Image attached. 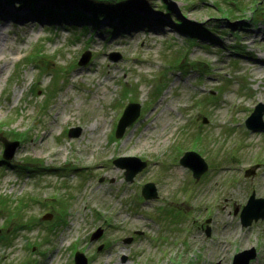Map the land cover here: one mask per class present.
Segmentation results:
<instances>
[{
  "label": "rangeland",
  "instance_id": "obj_1",
  "mask_svg": "<svg viewBox=\"0 0 264 264\" xmlns=\"http://www.w3.org/2000/svg\"><path fill=\"white\" fill-rule=\"evenodd\" d=\"M33 2L0 0V264H74L76 251L87 264H233L250 248L248 264H264V218L239 217L252 190L264 198V129L245 123L264 106V0H130L143 19L96 27L75 2ZM131 102L139 115L117 137ZM2 137L19 141L10 158ZM187 151L207 163L197 179ZM119 156L146 165L128 180Z\"/></svg>",
  "mask_w": 264,
  "mask_h": 264
},
{
  "label": "water",
  "instance_id": "obj_2",
  "mask_svg": "<svg viewBox=\"0 0 264 264\" xmlns=\"http://www.w3.org/2000/svg\"><path fill=\"white\" fill-rule=\"evenodd\" d=\"M89 56V53L82 54V57L79 59V63H84ZM264 110V106L262 103H259L255 106L252 113L248 116L246 119V125L251 130H257L264 129V122L262 120V113ZM140 112L139 104L136 102L129 103L120 118L118 119L115 135L117 137L121 136L125 130V128L132 123L136 117H138ZM257 121V124H254V121ZM79 130V128H71L69 130L70 135H76ZM3 142V157L4 158H10L13 154L15 148L18 146L19 141L18 140H9L5 137L1 138ZM192 159L198 161L197 165H194L192 162ZM127 161H134L136 162V165H130L127 163ZM114 164L119 167H126L125 170V177L128 180H131L133 176L141 170L145 165L146 161L140 159L136 156H119L113 160ZM180 163L186 166H189L192 169L193 176L195 178H198L203 171L207 169V163L203 159L202 156H200L195 151H187L185 154L180 158ZM249 172V171H248ZM142 194L144 198H154L156 196V189L153 182H146L142 187ZM238 208L234 210V212H237ZM47 216H50L48 214ZM240 222L242 225H249L253 220H257L258 218H264V198L263 197H256L255 192L252 191V193L248 196V199L246 203L242 206L240 213ZM102 232V229L100 227H97L95 231L91 234V239H96ZM131 240V237L126 238L124 241ZM243 257V263L242 264H248L249 260L255 257V249H244L242 251L237 252L234 255L233 264H237V261L239 258ZM88 259L85 256L83 252L76 251L74 253V264H87Z\"/></svg>",
  "mask_w": 264,
  "mask_h": 264
},
{
  "label": "trees",
  "instance_id": "obj_3",
  "mask_svg": "<svg viewBox=\"0 0 264 264\" xmlns=\"http://www.w3.org/2000/svg\"><path fill=\"white\" fill-rule=\"evenodd\" d=\"M7 2V4H14L13 2H18V4H21L20 6H23L24 4L28 3V6H33L34 2L33 0H3V2ZM49 3H51V0H48ZM54 1H59L60 4H65V3H69V2H75L77 3V5L80 6L79 9L78 7H74L72 8L70 11L73 14H79L81 18H86L88 20H90L89 22L92 23L91 26L96 27V25L102 20V18L104 19H108L111 20V18H113V16H119L120 20L125 21V19H123L124 17H127L126 19L129 18V16L132 15V17L134 19H136L135 21H138L139 19H143L141 15L138 14V16H135V12L134 13H129V9L126 6H123L124 3H128L130 2V0H54ZM16 4V5H18ZM50 6V5H48ZM167 9L168 12H170V7L166 6L165 7ZM49 10L51 8H48ZM60 11V10H59ZM69 13V12H68ZM74 17V15H71ZM54 18V17H53ZM173 21H174V26L179 30V31H186L190 30L189 26L190 24L186 21H184L181 17L177 18V17H173ZM83 23V21H82ZM191 26V25H190ZM194 26V25H193ZM199 25L192 27V29H197V31L195 30H191L189 32H191L192 35H196L194 37H197V32H198V28H201ZM83 28H89V23H87V21H84L83 23ZM115 26L111 25L110 27V31H114L115 30ZM196 32V33H195ZM16 140V139H13Z\"/></svg>",
  "mask_w": 264,
  "mask_h": 264
},
{
  "label": "bare ground",
  "instance_id": "obj_4",
  "mask_svg": "<svg viewBox=\"0 0 264 264\" xmlns=\"http://www.w3.org/2000/svg\"><path fill=\"white\" fill-rule=\"evenodd\" d=\"M0 38H1V35H0ZM68 118H70L69 116H67L66 117V119H68ZM108 119V118H107ZM180 119H181V117H180ZM179 120V119H178ZM178 120H176L175 122H171V119L170 118H168V119H165L162 123H163V127H162V132L161 133H159L158 135H161V138L158 140V144H157V146H158V148L160 147V146H166L168 143H169V141L171 140V138H172V136H173V131H176V126H172V124H176L177 122H178ZM172 123V124H171ZM226 123L227 122H221V126L222 125H226ZM99 124H100V126H101V128H100V132H98V133H103L104 132V130H105V128H106V125H107V120H106V118L105 119H103L102 121H100L99 122ZM90 129L93 131L94 129H96V125H93L92 127H90ZM92 133V132H91ZM211 134V132L208 134V135H210ZM210 137H212V135H210ZM100 143V144H99ZM98 143V147H96L95 149H99L100 148V145H101V142H99ZM195 178V177H194ZM195 179H197V178H195ZM143 195V194H142ZM220 243L221 244H223L222 246L224 247L225 246V242H222L221 240H220Z\"/></svg>",
  "mask_w": 264,
  "mask_h": 264
}]
</instances>
